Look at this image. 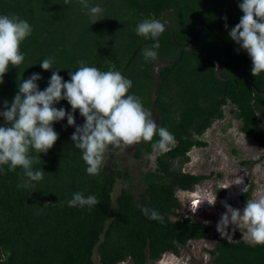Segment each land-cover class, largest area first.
<instances>
[{"label":"trees","instance_id":"obj_1","mask_svg":"<svg viewBox=\"0 0 264 264\" xmlns=\"http://www.w3.org/2000/svg\"><path fill=\"white\" fill-rule=\"evenodd\" d=\"M238 3L90 0L104 9L103 18L92 23L78 0H0V14L25 19L34 29L20 45L24 62L9 65L4 74L0 109L5 100L13 99L18 82L32 73L41 74L38 84L43 89L56 66L68 80L69 72L84 61L102 71L118 70L131 79L130 93L141 99L158 126L175 137L170 150L157 153L155 166L143 173L139 195L121 188L113 196L118 181H132L128 167L115 163L108 168L104 163L99 175L87 174L81 152L71 141L75 127L67 126L66 117L56 122L57 141L33 164L43 171L42 181L34 187H18L23 170L8 171L7 165L0 175V264H94L95 252L100 264L127 259L132 264H152L164 253L179 255L191 239L214 241L208 250L210 264H264V245L229 241L208 225L184 216L176 194L194 189L210 176L186 172L182 166L189 161L192 147L206 146L197 137L223 117L224 105L234 106L241 132L262 139L264 73L252 75L250 56L229 37L243 15ZM145 18L166 25L156 61L144 60L141 49L150 47L151 41L135 32ZM46 57L55 58L56 66L50 70L40 67ZM56 106L71 110L66 100ZM75 118L76 124H83L79 110ZM0 122L4 123L2 118ZM151 151V142H140L135 156ZM30 154L37 156L35 151ZM77 191L95 195L100 203L67 206ZM138 204L156 209L164 222L148 219Z\"/></svg>","mask_w":264,"mask_h":264},{"label":"clouds","instance_id":"obj_2","mask_svg":"<svg viewBox=\"0 0 264 264\" xmlns=\"http://www.w3.org/2000/svg\"><path fill=\"white\" fill-rule=\"evenodd\" d=\"M78 2L92 23L103 18L104 9L100 4H90V0ZM65 3H71V0H65ZM238 6L243 15L230 29L229 37L240 49L246 50L252 61L251 73L257 77L264 73V0H239ZM225 27L228 25L225 24ZM33 30L25 19L0 14V84L4 82L9 65L20 66L24 62L25 53L20 50V45L32 35ZM165 30V23L159 19L145 18L137 23L136 34L145 41H151L150 47L141 49L146 62L158 59L159 37ZM39 63L44 70L56 66L54 57L43 58ZM79 63L81 66L76 71L69 72L68 80L59 74L62 68L56 66L57 70L52 71L43 89L38 84L42 79L41 74L32 73L18 82V91L13 99L3 102L0 109V118L4 122L0 124V175L5 173V165L8 171L20 167L23 179L18 187H34L36 182L44 179L43 171L34 169L33 164L40 158V153L46 154L53 147L59 135L54 124L65 117L67 126L75 127L71 141L81 152L86 173L92 176L100 174L109 152L123 151L140 142H151L154 152L164 153L175 143L174 134L158 126L141 99L130 93L131 79L118 70L102 71L84 61ZM61 100H66L71 110L57 107ZM77 110L84 118L82 125L76 124ZM154 136L158 139L154 140ZM33 151L37 156L30 154ZM235 183H242V178ZM206 201L215 203V200ZM98 203L95 195L85 196L79 191L66 201L67 206L79 208ZM137 206L148 219L164 222L163 214L156 209L140 204ZM224 206L226 211L217 223L221 237L231 241L228 228L232 225L233 230L245 229L243 237L249 243L264 245V194L247 199L242 210L226 202ZM196 208L192 211L195 212Z\"/></svg>","mask_w":264,"mask_h":264},{"label":"rangeland","instance_id":"obj_3","mask_svg":"<svg viewBox=\"0 0 264 264\" xmlns=\"http://www.w3.org/2000/svg\"><path fill=\"white\" fill-rule=\"evenodd\" d=\"M233 108L232 104L223 106V117L213 121L212 125L197 137L204 141L206 146L192 147L187 153L189 161L182 166V170L186 172L210 176L196 184L194 189L178 190L176 193L182 206V214L208 225L217 234H220L217 231V223L226 211L225 202L242 210L247 199H255L264 194V118L260 129L262 139L255 140L240 131V120L234 116ZM135 152L136 144H133L123 151L109 152L105 156L104 163L108 168L115 163L126 166L133 178L131 182L118 181L112 192L113 196L118 194L121 188H127L135 195L143 191V173L155 166L158 152H142L138 157ZM240 178L242 183L236 184ZM196 199L201 202L193 212ZM206 200H215V203L210 204ZM233 228L234 226L229 225L231 241H247L243 237L245 229ZM213 245L212 239H191L187 245L181 247L179 255L164 253L152 264H210L212 256L208 250L213 248ZM94 264H100L96 252ZM119 264L132 263L127 259Z\"/></svg>","mask_w":264,"mask_h":264},{"label":"bare ground","instance_id":"obj_4","mask_svg":"<svg viewBox=\"0 0 264 264\" xmlns=\"http://www.w3.org/2000/svg\"><path fill=\"white\" fill-rule=\"evenodd\" d=\"M198 202H199V201H198L197 199H196L195 202H194V205H196V207H199ZM196 207H195V208H196ZM167 253H170V252H167ZM172 254H173V253H172Z\"/></svg>","mask_w":264,"mask_h":264}]
</instances>
